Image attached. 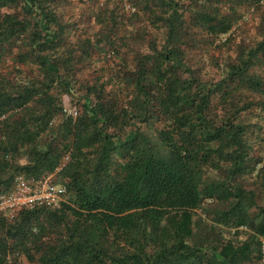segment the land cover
Returning a JSON list of instances; mask_svg holds the SVG:
<instances>
[{
	"label": "trees",
	"instance_id": "1",
	"mask_svg": "<svg viewBox=\"0 0 264 264\" xmlns=\"http://www.w3.org/2000/svg\"><path fill=\"white\" fill-rule=\"evenodd\" d=\"M18 177L67 201L0 213V264H261L264 0H0Z\"/></svg>",
	"mask_w": 264,
	"mask_h": 264
},
{
	"label": "built area",
	"instance_id": "2",
	"mask_svg": "<svg viewBox=\"0 0 264 264\" xmlns=\"http://www.w3.org/2000/svg\"><path fill=\"white\" fill-rule=\"evenodd\" d=\"M65 113L76 117L75 109H65ZM66 188L60 184L50 183V178L38 180L36 182H27L24 179L16 178L13 190L0 194V213L7 216H13L21 209H33L39 205H50L59 208L60 203H66ZM245 227H241L243 229ZM235 230H232L234 234ZM260 257L261 264H264V238L260 239Z\"/></svg>",
	"mask_w": 264,
	"mask_h": 264
},
{
	"label": "rangeland",
	"instance_id": "3",
	"mask_svg": "<svg viewBox=\"0 0 264 264\" xmlns=\"http://www.w3.org/2000/svg\"><path fill=\"white\" fill-rule=\"evenodd\" d=\"M125 8L128 9V6H125ZM243 33H244V37H246V38H252L254 36L253 29L250 26H247V28L245 29V32L243 31ZM105 63L106 62H103L102 65H105ZM81 95H82V93H79V92L75 93V97L81 96ZM63 103H64V110L65 109H75L76 110V106H75L73 100L70 99L69 97L64 96ZM215 206L216 205H214V204L205 205L203 207V209L198 211L197 213H198V215H201L202 218H204V221L209 220L210 219L209 216L211 215V213L205 214L203 212V210L205 209L206 211L207 210L211 211L212 209H214ZM243 230H247V228H243Z\"/></svg>",
	"mask_w": 264,
	"mask_h": 264
}]
</instances>
